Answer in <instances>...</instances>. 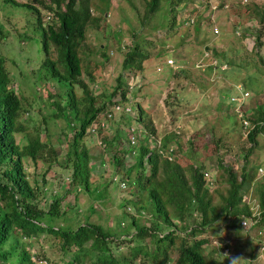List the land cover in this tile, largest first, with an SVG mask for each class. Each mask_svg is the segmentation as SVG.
Wrapping results in <instances>:
<instances>
[{
	"label": "rangeland",
	"instance_id": "obj_1",
	"mask_svg": "<svg viewBox=\"0 0 264 264\" xmlns=\"http://www.w3.org/2000/svg\"><path fill=\"white\" fill-rule=\"evenodd\" d=\"M14 1L15 3L0 0V27L2 35L4 34L0 38V42L4 40L3 46L0 44V52L7 57L4 62L9 60L8 69L13 64L10 57H20L15 82L11 78L9 82L24 103V109L17 117L22 129L15 132V139L22 145L27 139L38 136L45 144H49L47 154L51 155L54 151L62 161L67 157L72 131L66 129L64 119L58 114L55 104L48 103L62 98L54 95L60 90L55 84L58 78L47 72L43 62L45 56L50 60L55 58L56 49L51 42H47V53L44 54L41 48L42 34L35 27V14L21 3L32 4L38 9L40 27H45L50 22L55 25L56 17L52 10L46 11L47 8L39 0ZM146 1L89 0L90 14L96 20L86 23L84 38L77 50L81 59L80 78L87 83L90 93L95 96L96 104L104 103L105 109L111 104L109 94L121 68L124 51L138 41L147 53L142 61L143 68L137 74H133V77L127 75L126 71L123 74L127 83L136 81L132 94L140 106L132 112L133 116L129 118L121 115L120 110L116 111L112 113L105 129H98L95 134L85 132L79 140L91 154L88 161L89 188L96 187L91 189L94 193L101 191L99 197L90 198L82 188L62 193L63 189L59 187L67 185L70 179V160L67 161L68 165L62 166L45 157L38 158L36 163L28 156L23 157V166L30 184L45 180L46 198L37 194L34 200L38 205L47 207L50 194H59L60 206L78 208L77 211L67 212L66 220L57 218L54 226L74 228L78 223L88 221L108 229L112 236L122 238L116 247L110 246L112 255L119 259V264H141L140 254L128 260L130 247L135 242L123 237V232L134 229L130 224V216H136L138 222L150 224L151 220H155L162 227H168L160 217L152 216L146 208L139 211L136 209L135 204H142L144 199L147 200L146 190L139 191L130 186L128 179L124 182L121 165L113 160L116 157L120 162L124 160V164L133 161V157L125 151V128L132 122L147 121L152 126L154 139L162 141L167 137V144L177 145L173 161L180 163L186 174L190 161L207 171L211 180L207 185L211 203L217 207L222 204L227 187V173L221 163L229 166L237 175L244 166L251 175L241 201L255 215L260 209L259 191L264 192V130L256 134V143L244 160L242 154L251 143L234 113L240 114L239 110H243L244 104L237 111L236 105L227 103L228 93H232L234 89L230 87L231 84L241 82L249 92L244 103L252 106L264 104V18H260L264 0H224L227 6L213 12L202 6L201 0H187V5L182 3L185 0H159L157 9L145 17ZM47 13H51L49 20L45 19ZM190 17L194 18L192 22H189ZM3 20L8 22L11 29L6 27ZM213 26L216 27V32ZM251 26L259 27L260 31H254ZM241 30L250 34L242 35ZM256 33L260 43L253 44ZM20 39H23V43ZM203 49H206L209 56L200 61L199 58L204 55ZM104 55L107 56L106 59ZM165 56H171L179 68L174 71H169L166 67L156 70ZM216 59L220 61L219 64L226 65L215 67ZM36 66L47 72L42 77L44 89L51 93L47 97L31 98L24 89L30 84V93L36 94L33 85L36 81L31 74ZM54 69L55 73L61 72L56 62ZM12 70L13 66L8 72ZM87 71L92 74V81L88 79ZM18 90H23V94L28 96L20 95ZM72 90L76 99L82 96L77 83L72 84ZM48 165L50 167L46 170L45 166ZM258 166L262 167L261 170L257 169ZM44 170L46 171L43 172ZM111 174L115 175V179L111 180ZM72 187L69 186L70 190ZM191 217L184 216L177 226L183 229L184 224L191 222ZM240 225L238 218L223 213L212 226L193 235L206 238L202 252L207 264L211 261L229 264L231 257L241 258L240 264H264V249L263 255L257 250V231H262L261 238L264 240V222L259 224L261 227L249 226L248 221L244 224L246 228ZM30 235L19 237L13 249L11 243L6 245L10 246L11 251L22 247L29 254L28 260L17 262L18 257L9 256L6 263L100 264L83 254L75 259L74 246L63 248L60 239L52 233L35 231ZM111 235H108L109 241H112L109 238ZM217 241L222 247H217ZM88 243L84 246H88ZM177 244L178 240H175L168 246L166 252L170 261L165 264H170L176 257ZM151 246L152 243L150 248ZM224 253H228V258ZM145 260L144 264H148L150 259L145 257ZM2 261L0 259V263Z\"/></svg>",
	"mask_w": 264,
	"mask_h": 264
},
{
	"label": "trees",
	"instance_id": "obj_2",
	"mask_svg": "<svg viewBox=\"0 0 264 264\" xmlns=\"http://www.w3.org/2000/svg\"><path fill=\"white\" fill-rule=\"evenodd\" d=\"M39 2L44 7L52 10L57 20L55 25L50 22L45 29L41 27L42 45L46 48L47 40L54 44L55 49H57V63L62 66L68 76L65 77L67 81L63 80L66 82L64 87L68 85L65 91V102L62 104L59 102L60 105L57 109L58 114L64 119L66 129L72 131V137L66 151L67 157L61 161L53 151L51 155L45 152L46 158L65 165L70 160L72 180L87 181L89 175L87 162L91 154L86 147L79 143V140L86 132L89 121L98 111L104 108V104H94V96L88 93L86 82L80 78L81 59L77 50L84 38L86 23L89 20L95 21L96 18L90 14L89 0H47V2L39 0ZM158 4L159 0H147L144 16L147 17L152 14L157 9ZM28 6L37 12V9L31 4H28ZM260 18H264V6ZM251 27L256 32L260 31L259 27ZM240 33L242 35L250 34L244 30H241ZM259 40L257 34L253 44L255 42L260 43ZM146 57L147 53L138 41L124 51L121 58V68L115 77L116 81L111 94L116 92L121 95L124 94L127 82L125 81V75H123L124 71L128 73H125L127 75L135 74L143 68L142 61ZM106 58L107 56L104 55V59ZM45 60L47 65L51 67L49 61L53 62V60ZM219 62L216 59V65ZM87 77L90 81L93 80L90 71H87ZM71 83H77L81 88L82 97L80 99L74 98ZM62 85L63 83H61ZM80 100L85 101L82 110H79L77 105ZM56 103L57 101H55V105ZM250 107L252 108H249V110H252L249 115L250 120H253V122L260 120L261 122H255L254 126L245 133L251 144L242 154L244 160H246L251 147L256 143V134L264 130V104ZM17 108L18 100L15 94L12 93L10 88L5 90L4 84L0 82V111L6 109V112L13 113ZM81 113H83L82 117L79 115ZM3 117L10 128L12 120L7 115H3ZM3 117L0 114V121ZM146 125L150 127L149 123ZM240 127L242 126L240 125ZM44 143L38 136H35L20 148V152L35 159L39 149L44 148ZM166 144L167 137H164L161 141V147L165 148ZM48 147L50 148V146ZM137 149L138 152L132 163L124 166L114 157L115 163H120L124 176L122 177L125 180L128 179L139 191L146 190L147 200L144 199L142 204H135L136 209L139 211L146 208L152 216L160 217L168 227H162L155 220H151L150 224L138 222L136 216H130V224L134 226V229L124 230L123 232V237L135 242L130 247L128 260L140 254L141 264L145 263V257L152 260H148V264L168 263L170 257L166 250L169 245L178 240L176 257L170 264H207V259L202 252V245L206 238L193 237V235L201 232L207 226H212L223 213L234 216L239 221L241 218L250 215L248 205L241 201V195L248 187L251 175L244 166L237 175L229 166L221 163L220 165L227 173V187L225 195L222 197V204L217 207L211 203L210 193L203 176L204 170L201 169L200 165L190 161L187 165L188 173L186 174L180 163L161 157L156 150L150 151L144 159V154L147 151L146 144H140ZM3 155V148H0V259L3 260L0 264H9L6 263L9 256L18 257L17 262L28 257V252L22 247L11 251L10 246L12 249L15 248L19 236H29L35 231L54 234L60 239L63 248L74 246L73 256L75 259L79 254H83L91 258L93 262L100 264H119V259L113 257L110 246L114 245L116 247L122 239L109 237L112 239V241H109L108 235H111L110 232L100 225L83 223L79 224L76 229H65L62 226L53 227L50 224L43 227V225L33 222L31 218L40 219L44 217L45 221H51L54 217L59 216L60 195L51 194L46 211L39 206L37 207L34 198L43 191L42 184L44 180L41 182L40 188L37 185L32 186L24 178L25 172L20 161H8L9 167H5L2 164V161H4L2 159ZM259 192L261 210L259 209L258 216L255 222L252 223L253 226L257 227H261L259 224L264 222V192ZM97 194L99 196L101 191ZM184 216L193 217H191V222H187L183 225V229H180L177 225L179 221L183 220ZM236 223L238 224V221ZM240 226L242 227V225ZM15 229L18 230L17 235H13ZM145 238L148 239L144 241ZM86 242H89L88 246H84ZM150 243H152L151 248ZM9 244L10 246L6 247ZM159 255L160 257H158ZM210 264L217 263L211 261Z\"/></svg>",
	"mask_w": 264,
	"mask_h": 264
},
{
	"label": "clouds",
	"instance_id": "obj_3",
	"mask_svg": "<svg viewBox=\"0 0 264 264\" xmlns=\"http://www.w3.org/2000/svg\"><path fill=\"white\" fill-rule=\"evenodd\" d=\"M8 1H10L11 3H15V1L14 0H8ZM21 4H23V5H26L28 8H29V6H28V3H26V2H23V3H21ZM32 5V4H31ZM33 6V5H32ZM33 7H35V6H33ZM36 8V7H35ZM45 8H47V7H45ZM29 9H31V8H29ZM37 9V8H36ZM32 10V9H31ZM33 12H34V14H35V17H36V23H35V27L37 28V29H39V31L41 32V29L43 28V29H45L46 28V26L45 27H40V26H38V25H40V20H39V15H38V9H37V12H35L34 10H32ZM46 11H48V12H50L49 11V9L47 8V10ZM45 19H51V13L49 14V13H47L46 15H45ZM34 20H35V18H34ZM2 21V20H1ZM57 21V20H56ZM3 22L5 23V25H6V27L7 28H9V29H11V27L9 26V24H8V22L6 21V20H3ZM48 25V24H47ZM4 33V32H3ZM19 35H21V32H19L18 33ZM4 35V34H3ZM3 35H2V32H1V27H0V38L1 37H3ZM21 43H23V39H20L19 40ZM3 42H4V40H2L1 42H0V44L3 46ZM47 42H50V41H46V44H47ZM52 43V42H51ZM53 44V43H52ZM54 45V44H53ZM41 48L43 49V52H44V54H46L47 53V47L46 48H44L43 47V45H42V37H41ZM203 52L204 51H206V49H203L202 50ZM23 55H26V56H28V54H23ZM209 55L207 54L206 56H204L203 57V59H205V58H207ZM48 56H45L44 57V59H43V62L46 64V66H44V68L45 69H47V72H51L52 74H55L54 75V77L55 78H58L57 79V81H55V84L57 85V86H59V88H60V90L59 91H57V92H55V94L54 95H59V97H61L62 99H60L59 101H57V103H56V108L60 105V103L62 104V103H64L65 102V100H64V98H65V91H66V87L68 86H66V87H64L65 86V83L66 82H64L63 80H66L65 79V77H68L67 76V74H66V72H65V70L62 68V66L59 64V63H57L58 62V60H57V49H56V57L55 58H51L52 60H53V62H51V61H49L50 59H48L47 58ZM5 58H7L4 54H2V52H0V82L1 83H3L4 84V88H5V90L6 89H8V88H10L11 90H12V93H14L15 94V96H16V98H17V100H18V108L16 109V111L15 112H13V113H10V112H6V109H2V111H0V114H1V116L3 117V115H7L11 120H12V122H11V126H10V128H9V124L6 122V120L4 119V117H3V119L0 121V148H3V153H4V155H3V157H2V159L4 160V161H2V164H3V166H5V167H9V164L7 163L8 161H13V160H19L20 161V163L22 164V166H23V157L24 156H28L32 161H33V163H36L37 161H38V158H42V157H45L46 158V150H47V148H48V146H49V144L47 143V144H45L46 142L45 141H43V142H45L44 143V148H40L39 149V152H38V155H36V158L35 159H32L29 155H27V154H23V153H21L20 152V148L21 147H23V146H25L26 144H27V142L29 141V139H32V138H29V139H27L26 140V143L25 144H22V145H20L19 144V142L15 139V132L16 131H19V130H21L22 128L20 127V125H19V123H18V121H17V117H18V115H19V112H21L23 109H24V103L20 100V98H19V96L17 95V93H16V90L15 89H13L10 85H9V82H10V78L13 80V82H15V76H16V72L15 71H17V69H18V66L20 65L19 64V60H20V57H16V58H14V57H10V59H11V61L10 62H12L13 64L11 65V67L13 66V70H12V72H8L9 70H10V68L8 69V63H9V60H6V62H4V60H5ZM167 58H170V59H172V63H167L166 62V59ZM45 59H47L48 61H49V63L52 65L51 67H49L48 65H47V61L45 60ZM202 59V60H203ZM55 62L57 63V64H59V66H60V69H61V72L59 73V72H56L55 73V69H54V65H55ZM195 63H196V61H195ZM195 63H194V66H195ZM221 64H225V63H221ZM221 64H218V65H216L215 64V67L216 66H219V65H221ZM226 65V64H225ZM162 67H166V69H168L169 71H174V70H177L178 68H179V66L175 63V61H174V59L171 57V56H165L164 57V59H163V61H162V63L161 64H159V65H157V67H156V70H161V68ZM195 67H198V66H195ZM226 68V67H225ZM15 72V73H14ZM45 70L44 71H42L41 70V68H39V67H34V72H32L31 74L33 75V80H35L36 81V83L35 84H33L34 85V87H35V90H36V94H34V95H32L31 93H30V84L29 85H27L26 86V88H24V89H26L27 90V94L31 97V98H37L38 96L40 97V98H42L43 96H45V97H47V96H49L51 93L49 92V91H47V90H45L44 89V84H43V79H42V77L47 73ZM138 72H136L135 74H137ZM132 76V75H131ZM133 77V76H132ZM135 77V76H134ZM136 79V78H135ZM61 81V82H60ZM67 81V80H66ZM61 83H63V85L61 86ZM135 83H136V81L135 82H129V83H127L126 82V87H125V92H124V94L123 95H121L119 92H116V93H114V94H109V95H111V99L109 100V102L111 103L110 104V106L107 108V109H105V108H103L102 110H100V111H98V113L89 121V123L87 124V126H86V132L87 133H90V134H95V133H97V131H98V129L99 130H103V129H105L106 127H105V125L107 126V124H108V121L109 120H111V115H112V113H114V112H116V111H119V113H122L121 115H125V116H127V117H129V118H131V116H133L132 115V112L133 111H135L136 110V107L137 106H140V105H138V101H137V98L136 97H134L133 96V94H132V89H133V87H134V85H135ZM237 83V82H236ZM72 84L73 83H71V87H72ZM237 84H240V86H242V88L243 89H245L244 88V85L241 83V82H238ZM79 86V85H78ZM235 84H231V86L230 87H232V88H234L233 89V92L231 93H228V97H229V101L227 102L228 104H230V103H232V104H234L235 105V101H232V100H230V96L232 95V94H238L237 93V91H236V89H235ZM18 89V88H17ZM23 89V90H24ZM81 89V88H80ZM86 89L88 90V93H90V89H89V87H88V85H87V83H86ZM23 90H18V92H19V94L20 95H22V96H28L27 94H23ZM113 90V89H112ZM245 90H247V89H245ZM248 91V90H247ZM111 93H112V91H111ZM90 95H92L91 93H90ZM248 95H249V92H248ZM247 95V96H248ZM94 96V95H93ZM246 96V97H247ZM82 97V96H81ZM81 97H79L78 99H80ZM245 97V98H246ZM74 98H75V96H74ZM135 98H136V101H135ZM244 98V99H245ZM76 99V98H75ZM60 102V103H59ZM84 102L85 101H83V100H80V102L77 104L78 105V109L79 110H82L83 109V104H84ZM136 102V103H135ZM49 104H52V103H54L55 104V101L54 100H51V101H49L48 102ZM88 103V102H87ZM94 104L95 105H98V104H96V101H95V96H94ZM104 104V103H103ZM133 104H135L136 106H134ZM244 104V105H243ZM244 106V108H243V110H240V115L239 114H237L236 112H234L235 114H236V116H237V118H238V120H239V124L242 126L241 127V129L243 128V129H245L246 130V132L245 133H247V131L248 130H250L253 126H254V124H255V122L256 123H259V122H261L260 120H257V121H255V122H253V120H250V118H249V115H250V113L252 112V108L250 107V106H252V105H248L247 103H244V100H243V102L241 103V105L240 106ZM254 105V104H253ZM249 108H251L250 110H249ZM247 109H248V112H247ZM140 110H141V108H140ZM141 112V111H140ZM81 117L83 116V113H81V114H79ZM247 119L248 120V123L246 124V125H243V122H242V119ZM139 121V120H138ZM137 121V123H130L128 126H126V128H125V141H126V143H127V147H125V151H126V153H128L129 155H131L132 157H133V160H134V156L136 155V153L138 152V149H137V147L140 145V144H143V145H147V151L145 152V154H146V156L150 153V151H152V150H156L157 152H159L160 153V156L161 157H163V158H166L167 160H174V158H175V148L177 147V145H176V147L174 146V145H172V144H166L165 145V148H162L161 147V140H159V139H154L153 138V129H152V126H151V124H150V127H147V121L145 122V123H142L141 121H139L138 122ZM152 130H151V129ZM145 132H147V134L145 133ZM244 133V134H245ZM85 134V133H84ZM10 137H12V138H10ZM98 143H100V140H98ZM41 151H43V152H41ZM45 154V155H41V154ZM40 154V155H39ZM145 154H144V159H146V156H145ZM122 158H123V155H122ZM172 158V159H171ZM47 159V158H46ZM90 160V159H89ZM113 160H114V158H113ZM118 160V159H117ZM55 161V160H54ZM115 161V160H114ZM133 162V161H132ZM131 162V163H132ZM122 164H124V160H123V162H121ZM116 164H118V163H116ZM128 164H130V163H128ZM128 164H124V166H127ZM59 165H62V166H66V165H68V164H64V163H60ZM70 165V164H69ZM87 165H88V162H87ZM89 166V165H88ZM50 167V165H48V166H45V169L47 170L48 168ZM71 167V166H70ZM258 167H261V166H258ZM258 167H257V169H258ZM262 168V167H261ZM23 169H24V172H25V168H24V166H23ZM46 170H44L43 172H45ZM120 170H122V169H120ZM71 172H72V168H71ZM113 174V173H112ZM110 175V178H111V180H113V179H115L114 178V176L115 175ZM42 175H43V173H42ZM89 175H90V168H89ZM89 175H88V178H87V181H84V180H72V178H71V174H70V179H68V183H67V185H62L61 187H59L60 189H63V194L66 192V191H73V192H75L76 190H79V189H76V188H82V189H84V190H86V192H87V194L90 196V198H92V199H94V198H97V197H99V196H97L98 194V191L96 192V194L91 190V189H96V187H94V186H92L91 188H89ZM203 176H204V179H205V183L208 185L209 183H211V180L209 179L210 178V176L208 177L207 176V171H203ZM24 178L26 179V180H28V178H27V176H26V172H25V176H24ZM44 179H42V181H43ZM123 180V179H122ZM29 181V180H28ZM33 181L35 182V179H33ZM124 182L126 181L125 179L123 180ZM30 182V181H29ZM44 183H45V180L43 181ZM44 183L42 184V183H34V185H37L39 188H40V184H42V192H40V193H38V194H40V196H43L44 198H46V196L44 195V193H45V191H46V187L44 186ZM120 184L122 185L123 183L122 182H120ZM32 185V184H31ZM34 185H32V186H34ZM70 185H72L73 187V189L72 190H70V188H69V186ZM130 186H132V187H134L132 184H130ZM57 195H59V194H57ZM50 196H51V194H50ZM60 199H61V195H60V197H59V213H60V215L59 216H56V217H54L51 221H45V219H44V217L43 218H40V219H35V218H31V220L33 221V222H36V223H38V224H40V225H43V227H45V226H47L48 224H50L51 226H53V227H60V226H62V225H57V226H54V224L56 223V220H57V218H62L63 220H66L67 218L65 217V215H66V213L67 212H73V211H77V207H67V208H64L63 206H60ZM47 203V202H46ZM48 205V204H47ZM40 207L41 209H43L44 211H46V205H45V207H42V206H40V205H38L37 204V207ZM127 208H129V207H127ZM252 215H254L255 217H257L258 215H255L252 211H250V215H248V217L249 216H252ZM248 217H243V218H248ZM243 218H241V219H243ZM240 219V220H241ZM255 221H253L252 223H254ZM83 223H90V222H88V221H86V222H83ZM83 223H78L74 228H65V229H76V227L79 225V224H83ZM252 223H250V225L249 226H251L252 225ZM242 225V224H241ZM63 227V226H62ZM242 227H244V228H246L245 226H243L242 225ZM14 233H17L18 234V230H14L13 231V235H15ZM16 234V235H17ZM221 235H223V231H222V234ZM257 235L259 236V238L257 239V250H258V252H259V254L260 255H263L262 254V251H263V249L264 248H262L261 246H264V240H263V238H261V236H262V231L259 229L258 231H257ZM27 236V235H26ZM26 236H19V237H26ZM31 236V235H30ZM124 236V235H123ZM109 237H112V238H117V239H122L121 237H114V236H109ZM217 247H222V245L217 241ZM226 249H227V246H226ZM29 255V254H28ZM224 256L226 257V258H228V253H224ZM38 259H40V258H38ZM23 260H28V257H26V258H24ZM23 260H21V261H23ZM240 261H241V258H239V257H231L230 258V262H229V264H240ZM40 262V261H39ZM43 262H45V261H43Z\"/></svg>",
	"mask_w": 264,
	"mask_h": 264
},
{
	"label": "built area",
	"instance_id": "obj_4",
	"mask_svg": "<svg viewBox=\"0 0 264 264\" xmlns=\"http://www.w3.org/2000/svg\"><path fill=\"white\" fill-rule=\"evenodd\" d=\"M201 1H202V6H206V9L210 12L220 10V9L225 8L227 6V2H225L224 0H201ZM242 1H245V0H242ZM182 3H185V5H187V0L183 1ZM210 17L213 18L212 15ZM193 20H194L193 17L189 18V22H192ZM213 27H214V31L216 32L217 31L216 27L215 26H213ZM206 55H207V53H206V51H204V55H202L199 58L200 61H202L203 57ZM166 62L168 64L172 63V59L167 58ZM220 68H222V67L220 66ZM234 87H235L238 94H234V95L232 94L230 96V100L235 101L236 110L238 111L240 109V105L243 102L244 98L248 95V91L243 89L242 86H240V84H235ZM239 112H240V110H239ZM242 122H243V125H246L248 123V120L244 118V119H242ZM258 170H261V167H258ZM255 220H256V217L254 215H252V216H249L247 219L246 218L241 219L240 222L243 226H245L244 224H246L247 221L250 224ZM242 221L244 223H242ZM261 247L264 248V246H261Z\"/></svg>",
	"mask_w": 264,
	"mask_h": 264
}]
</instances>
